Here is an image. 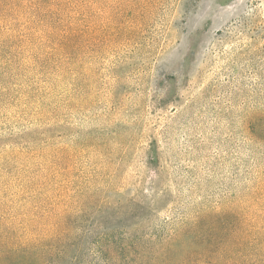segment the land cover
<instances>
[{"label":"rangeland","instance_id":"obj_1","mask_svg":"<svg viewBox=\"0 0 264 264\" xmlns=\"http://www.w3.org/2000/svg\"><path fill=\"white\" fill-rule=\"evenodd\" d=\"M2 2L0 264L264 238V0H69L67 52Z\"/></svg>","mask_w":264,"mask_h":264},{"label":"trees","instance_id":"obj_2","mask_svg":"<svg viewBox=\"0 0 264 264\" xmlns=\"http://www.w3.org/2000/svg\"><path fill=\"white\" fill-rule=\"evenodd\" d=\"M15 9L8 12L13 16L20 13L25 2V8L34 19V24L30 26L32 39L37 30H41V39L36 44L40 47H60L65 52L71 47L72 33L70 26L66 23L69 0H14ZM0 9L6 10L5 3L0 0ZM38 211V210H37ZM36 211V212H37ZM229 213L214 216L220 221V229L209 238L200 237L199 242L193 246L188 245V250L178 259L176 264H264V238L252 239L251 241L236 238L231 240L228 237L227 226L221 220L225 219ZM49 219H55L52 214L46 215ZM45 218V217H44ZM66 218V217H65ZM64 221V217H57ZM196 230V229H195ZM191 230V232H195ZM232 232V231H231ZM236 232V230H235ZM197 235V231L195 232ZM234 234V233H233ZM195 238V235H194ZM193 241V240H191ZM204 241V244L202 243Z\"/></svg>","mask_w":264,"mask_h":264}]
</instances>
